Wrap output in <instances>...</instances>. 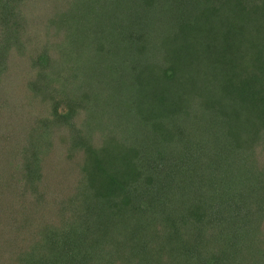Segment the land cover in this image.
<instances>
[{
	"label": "trees",
	"instance_id": "1",
	"mask_svg": "<svg viewBox=\"0 0 264 264\" xmlns=\"http://www.w3.org/2000/svg\"><path fill=\"white\" fill-rule=\"evenodd\" d=\"M22 1L0 0V264L264 257V0ZM56 131L72 192L49 201Z\"/></svg>",
	"mask_w": 264,
	"mask_h": 264
},
{
	"label": "rangeland",
	"instance_id": "2",
	"mask_svg": "<svg viewBox=\"0 0 264 264\" xmlns=\"http://www.w3.org/2000/svg\"><path fill=\"white\" fill-rule=\"evenodd\" d=\"M24 1H26V0H23L22 2H24ZM53 6H54V4H51L50 7L48 6V4H45L44 7L38 6V8L36 10L41 11V8H43L42 10H45V8H46L47 10L50 11V10H52L51 7H53ZM26 8H28L30 10H33L32 7H31V5L26 6ZM36 10H33L32 13L33 12L36 13ZM32 13L30 12V15ZM17 15L23 16V13L22 14H17ZM24 15H27L28 16V12L25 11L24 12ZM30 15L27 17L26 20H20L17 16H16L17 17V21H16L15 17L12 18V20L16 23V25L18 24V26H15V28H17L18 31L20 30V32L22 34H24V37L25 38H23V41H26V39L29 38L27 36V30H25L26 29L25 27L27 26V22L28 21H32L33 20V17L30 16ZM12 24H14V23H12ZM27 28H29V27L27 26ZM31 45L32 44H29V42H27L26 48L24 49V51L22 53H19L18 52L19 55H20L19 56V59H22L23 62L26 64V66H28L30 64V60H29L30 56H32V55L35 54V51H33L34 48ZM14 57H16V56H14ZM14 57H12V59ZM17 60L18 59L16 58L15 59V62H17ZM17 67L19 68V63L17 64ZM25 79H27V77L21 71V73L19 75V78H18L19 88H24L25 86H27V81H25ZM17 91H18L17 87H12L11 90H10V92L11 93H14V94ZM208 96H209V93H208V95L206 97L208 98ZM23 116L25 117L24 114H23ZM23 116H20L19 115V117H18L19 121L23 124V125H19V127H21L22 130H24V127H26L25 131H27L29 133L30 129L32 128L31 127L32 124L30 122H25V119H24ZM222 116L224 117V114ZM16 120H17V118H16ZM66 133H67V131L64 132V133L59 134L56 131V133L54 135V142L56 143V144L54 143V151L52 153L44 154V165L45 166H43V168H41V170H40V172L42 173V177H41L40 182H41V187H42V185H45L46 186V189H47L46 190V194H47V199L49 201H52V198L51 197L55 198L56 195L58 197V200L61 201L64 198L68 197L69 194L72 192V188L68 187L67 185H64L65 187L63 186L64 187L63 188L59 184H57V181H59V177H60V174H61L60 172L63 171V170H65V169H67L66 168L67 161L65 160V156L67 154L66 148H68V146H66L65 144H62L61 145L60 142H59V139H60L59 137H61V135H64ZM31 135H33V134H31ZM12 141H13V139H12ZM0 145L3 146V143L0 142ZM58 145L59 146L61 145V146L59 147ZM261 154H262V152L258 153V155H261ZM261 157L262 156H259V157H257V159L258 160H261L260 159ZM73 160L76 161L75 158H73L72 161ZM20 162L22 163V160H20ZM60 169H61V171H60ZM10 170H12V169H10ZM60 179H61V177H60ZM0 182H1V186L6 185V180L5 179L4 180H0ZM40 182H38V181L31 182V184L29 185V188H28L27 192H28V196H29V199L30 200L36 198V196H39V194H37V192H35V190H36V188H37L36 186L38 184H39V187H40ZM18 189H20L19 188V183H18V187H15L14 182L8 183V186H7L8 193H6V194L10 195L11 198L15 202L16 201L19 202V200H18L19 198L17 197L18 198L17 199L16 196L21 197L20 194H18V191H17ZM39 191L42 192V190H40V189H39ZM53 191H55V192H53ZM65 214L66 215H70V212L67 210V211H65ZM50 215H52V214L50 213ZM176 215L177 214H174V216H176ZM156 229H154V228L151 229V233L153 234L154 231H156ZM243 239H244L245 242H243L238 247L237 253H235V255L233 257H229L227 259L225 256H223L222 259L225 261V264H244V263H246V261H247L248 258L250 259L251 256H252V259H254L253 261L263 263L264 257L262 256V257L259 258V254H258V252L256 250V247H257L258 244H256L255 242H252L251 241V240L254 239V237H252V238L250 237L249 240L247 238H243ZM179 240H181V237H179ZM197 241H202V240H197ZM241 247H243V249H241ZM217 249H219V247ZM192 250H194V248L193 249H190V251H192ZM200 252L201 253H204L205 251H201V249H200ZM198 254H199L198 252L195 253L194 257H192V260L187 261L186 264H202V261L204 262L205 257L203 255L201 256V255H198ZM182 259H183V256L179 254V257H177V260L180 262ZM8 264H15V263L14 262H8Z\"/></svg>",
	"mask_w": 264,
	"mask_h": 264
}]
</instances>
